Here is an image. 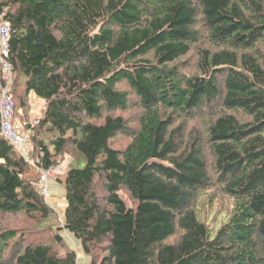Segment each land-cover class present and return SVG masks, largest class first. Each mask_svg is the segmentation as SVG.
I'll return each instance as SVG.
<instances>
[{
  "label": "trees",
  "instance_id": "trees-1",
  "mask_svg": "<svg viewBox=\"0 0 264 264\" xmlns=\"http://www.w3.org/2000/svg\"><path fill=\"white\" fill-rule=\"evenodd\" d=\"M0 18L27 132L22 154L0 136V264H76L62 231L90 264H264V0H0Z\"/></svg>",
  "mask_w": 264,
  "mask_h": 264
},
{
  "label": "rangeland",
  "instance_id": "rangeland-1",
  "mask_svg": "<svg viewBox=\"0 0 264 264\" xmlns=\"http://www.w3.org/2000/svg\"><path fill=\"white\" fill-rule=\"evenodd\" d=\"M16 86H17L18 93L15 94V97L17 99L18 106L20 107L19 105L20 100L18 98L19 96L18 94L22 93V85H16ZM121 88H126V86L122 85ZM127 91L129 90L127 89ZM26 100H27V103L29 104V109H28L29 116L26 118L30 120H36L42 114L43 104L37 98H34L33 95H30L29 97H27ZM22 112L24 111L22 110ZM135 113H136L135 110H130L129 112L123 114L124 116H126L125 118L127 119L130 126L132 127H135V122H134ZM127 140L128 139H126L124 136L119 135L115 139L111 140V146L116 149H120L127 143ZM67 159L70 160L69 157H66L65 161H67ZM31 166L33 165L31 164ZM63 166L65 167V165ZM30 174H32V176L35 178V176H37L36 169L33 168ZM60 184L61 183H59L57 179H55V177L49 178L46 181L49 196L48 198L44 199V201L47 202L54 210H56L59 213V215L62 216L64 207H65V201H63L64 200V197L62 195L63 191L61 190V188L63 189V187ZM120 194H121L122 199L125 200L128 206H133V202L129 198L126 192H122ZM227 205L228 203L224 199L222 200V199L216 198L213 200L212 206H211V210H212L211 214L216 216V220L221 221L222 217L226 215ZM11 220H14V218H11ZM26 223L28 222H25L24 220H16V219L14 220V225L19 226V227L21 226L25 227ZM62 235L64 239V242H63L64 248L60 251V253L62 254L64 253L63 251L68 250V249L76 250L77 252L76 264H90L89 257L85 255L84 253L80 252L81 248H80V245H79L80 242L78 241V239H76L73 235H70L69 232H66V231H62Z\"/></svg>",
  "mask_w": 264,
  "mask_h": 264
},
{
  "label": "built area",
  "instance_id": "built-area-1",
  "mask_svg": "<svg viewBox=\"0 0 264 264\" xmlns=\"http://www.w3.org/2000/svg\"><path fill=\"white\" fill-rule=\"evenodd\" d=\"M1 20L0 18V136L22 154L27 147V132L22 128V122L15 117L14 101L11 94L14 77L12 66L8 60L10 27ZM54 169L60 170L59 166ZM54 169L49 168L40 172L39 188L44 199L49 196L46 181L54 177Z\"/></svg>",
  "mask_w": 264,
  "mask_h": 264
},
{
  "label": "crops",
  "instance_id": "crops-1",
  "mask_svg": "<svg viewBox=\"0 0 264 264\" xmlns=\"http://www.w3.org/2000/svg\"><path fill=\"white\" fill-rule=\"evenodd\" d=\"M33 96H34V94H33ZM34 98H36L35 96H34ZM38 99V98H37ZM40 100V99H39ZM42 106V105H41ZM43 109H44V105H43ZM61 190L63 191L62 192V195H63V197H64V190L61 188ZM64 201V200H63ZM80 252H81V249H80Z\"/></svg>",
  "mask_w": 264,
  "mask_h": 264
}]
</instances>
